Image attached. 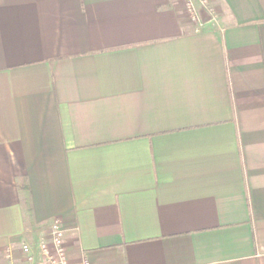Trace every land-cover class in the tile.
<instances>
[{"label": "crops", "instance_id": "obj_1", "mask_svg": "<svg viewBox=\"0 0 264 264\" xmlns=\"http://www.w3.org/2000/svg\"><path fill=\"white\" fill-rule=\"evenodd\" d=\"M209 1L0 0V264H264V0Z\"/></svg>", "mask_w": 264, "mask_h": 264}, {"label": "built area", "instance_id": "obj_2", "mask_svg": "<svg viewBox=\"0 0 264 264\" xmlns=\"http://www.w3.org/2000/svg\"><path fill=\"white\" fill-rule=\"evenodd\" d=\"M187 12L190 14L193 22L201 24V17L196 3H198L209 15V17H216L215 8L209 0H183ZM51 237L48 241H43L40 244V251L42 254V264H69L67 251L64 246L65 230L60 220L55 219L51 224ZM23 253L26 255L27 261L32 263L34 256H32L31 248L28 245L22 247ZM9 260L12 255L7 254ZM84 264H90L85 261Z\"/></svg>", "mask_w": 264, "mask_h": 264}, {"label": "trees", "instance_id": "obj_3", "mask_svg": "<svg viewBox=\"0 0 264 264\" xmlns=\"http://www.w3.org/2000/svg\"><path fill=\"white\" fill-rule=\"evenodd\" d=\"M23 189L28 190V186L27 185H22ZM30 210V207H29Z\"/></svg>", "mask_w": 264, "mask_h": 264}]
</instances>
